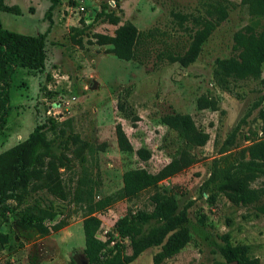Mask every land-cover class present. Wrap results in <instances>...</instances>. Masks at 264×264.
Here are the masks:
<instances>
[{"label":"rangeland","instance_id":"1","mask_svg":"<svg viewBox=\"0 0 264 264\" xmlns=\"http://www.w3.org/2000/svg\"><path fill=\"white\" fill-rule=\"evenodd\" d=\"M6 1L17 5L19 13L1 12L4 26L29 35L47 31L48 45L42 71L18 68L13 77L12 109L0 132V153L24 141L46 116L55 117L99 149L87 154L86 165L98 178L96 199H100L117 194L128 169L142 166L157 172L177 157L184 141L163 117L190 114L210 139L192 149L195 161L190 166L162 181L159 188L177 191L180 208L188 207L191 240L161 264H225L219 245L226 233L234 244L249 245L251 254L264 264V215L257 212L255 204L234 203L211 182L215 166L236 165L247 156L250 145L264 138L259 108L253 109L257 101L264 107V65L261 78L230 79L227 87L215 77L217 59L233 54L235 32L251 21L248 7L241 0H224L229 5L228 18L203 44L197 60L185 67L171 56L188 49L196 28L193 18L205 13L206 0H62L51 13L50 0ZM104 5L120 17L119 24L101 16ZM185 14V21L177 16ZM128 21L143 33L132 60L110 52L111 44L96 42L97 34L113 35ZM201 96L216 99V109H200ZM119 123L136 150L151 151L148 161L119 148ZM238 126L236 137L229 140ZM101 144H105L104 150L99 148ZM67 154L75 168L63 172L70 186L81 165L72 151ZM251 185L263 186L264 176ZM159 188L119 199L101 211L98 236L108 239L117 220L128 212L152 210L151 197ZM10 204L13 212L0 220L1 230L9 235V243L0 251V264H81L88 260L84 252L85 210L80 205L43 190L32 191L22 203L11 200ZM36 207L54 214L53 219H46L50 232L26 240L19 236L16 222L26 209ZM58 223L64 224L53 229ZM115 240L123 243L125 253H131L127 239L116 234ZM113 246L112 242L109 247ZM157 251V247L148 248L131 264H154Z\"/></svg>","mask_w":264,"mask_h":264},{"label":"trees","instance_id":"2","mask_svg":"<svg viewBox=\"0 0 264 264\" xmlns=\"http://www.w3.org/2000/svg\"><path fill=\"white\" fill-rule=\"evenodd\" d=\"M49 13L58 7L62 0H50ZM203 15L193 18L196 28L191 34V42L185 53L172 55L187 67L195 62L202 51L203 44L229 16V5L224 0H206ZM248 7L251 21L234 34L233 54L216 61L215 77L219 84L227 87L230 79L243 80L261 78L264 65V0H241ZM73 4L76 2L73 1ZM1 12L19 13L17 5L11 6L6 0H0ZM101 16L114 24L120 17L109 13L104 5ZM184 21L188 15H177ZM143 33L133 22L119 25L113 35L99 33L98 44H111L110 52L125 60L137 56V48ZM48 32L29 35L7 29L0 16V132L7 126L11 114V85L18 68L42 71L47 62ZM217 100L209 96L198 99L200 109H216ZM257 101L253 109L259 108L258 118L264 124V107ZM163 122L178 132L184 141L179 155L157 172L146 167L128 169L123 174V186L116 195L96 199L99 188L98 178L89 173L86 165L87 154L99 150L79 133L69 130L64 122L46 116L36 125L29 136L16 146L0 153V220L13 212L11 200L22 203L32 191L43 190L60 200H71L85 210L83 229L85 234L84 252L88 264H131L144 251L157 247L154 264H161L168 257L179 254L191 240L188 207L180 208V195L177 191L160 189V183L181 172L195 161L192 149L204 146L210 134L200 129L192 115L187 113L167 114ZM236 127L229 136L235 138L239 130ZM119 148L126 153L136 154L140 160L148 161L151 151L146 148L135 149L121 123L116 126ZM57 148H62L59 152ZM100 149H105L101 144ZM72 151L78 158L81 171L75 181L67 185L63 177L66 170H74L73 159L67 154ZM236 165L215 166L211 182H215L219 191L227 194L237 204L245 206L255 204L258 213L264 215V185L253 187L252 182L264 176V138L250 145ZM63 169V171L61 170ZM159 188L151 197L152 210L128 212L120 217L106 240L98 236L102 219L98 215L115 201L133 198L147 189ZM32 209V208H31ZM53 219L49 209L36 207L25 210L17 219V232L26 240L45 236L50 232L46 219ZM64 223L52 228L60 229ZM118 234L127 239L131 253H125L123 243L115 240ZM219 250L225 258V264H261L258 256H253L250 246L244 243L234 244L230 233L221 236ZM112 242L113 247H109ZM9 243V235L0 228V251Z\"/></svg>","mask_w":264,"mask_h":264},{"label":"water","instance_id":"3","mask_svg":"<svg viewBox=\"0 0 264 264\" xmlns=\"http://www.w3.org/2000/svg\"><path fill=\"white\" fill-rule=\"evenodd\" d=\"M89 260H84L81 264H88Z\"/></svg>","mask_w":264,"mask_h":264},{"label":"built area","instance_id":"4","mask_svg":"<svg viewBox=\"0 0 264 264\" xmlns=\"http://www.w3.org/2000/svg\"><path fill=\"white\" fill-rule=\"evenodd\" d=\"M113 243H115V242H113Z\"/></svg>","mask_w":264,"mask_h":264}]
</instances>
